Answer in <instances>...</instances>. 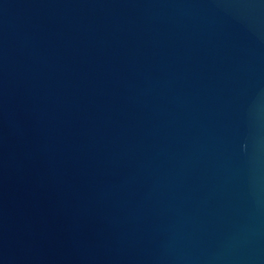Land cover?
Masks as SVG:
<instances>
[{
  "label": "water",
  "instance_id": "obj_1",
  "mask_svg": "<svg viewBox=\"0 0 264 264\" xmlns=\"http://www.w3.org/2000/svg\"><path fill=\"white\" fill-rule=\"evenodd\" d=\"M0 264H264V0H0Z\"/></svg>",
  "mask_w": 264,
  "mask_h": 264
}]
</instances>
